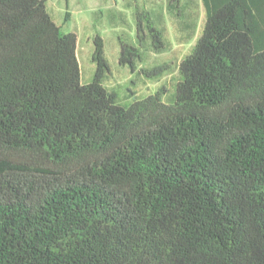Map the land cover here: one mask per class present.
I'll use <instances>...</instances> for the list:
<instances>
[{
  "label": "trees",
  "instance_id": "1",
  "mask_svg": "<svg viewBox=\"0 0 264 264\" xmlns=\"http://www.w3.org/2000/svg\"><path fill=\"white\" fill-rule=\"evenodd\" d=\"M201 5L172 100L122 105L99 34L82 83L46 0H0V264H264V0ZM144 13L136 39L161 52Z\"/></svg>",
  "mask_w": 264,
  "mask_h": 264
},
{
  "label": "rangeland",
  "instance_id": "2",
  "mask_svg": "<svg viewBox=\"0 0 264 264\" xmlns=\"http://www.w3.org/2000/svg\"><path fill=\"white\" fill-rule=\"evenodd\" d=\"M46 8L63 32L76 33L82 83L89 82L95 70L91 60L92 39L96 34L104 39L110 72L103 84L116 94V101L122 105L163 89V100H172L179 77L177 64L190 51L204 20L201 0H180L176 8L179 13L167 9L166 0H46ZM136 9L144 11L145 15L148 12L146 18L162 32L166 47L163 51L149 50L148 39L137 41ZM184 22H187V28L181 27ZM121 43L138 48L141 61L134 71L118 61ZM161 63L168 66L159 76L149 77L139 72V65L150 68Z\"/></svg>",
  "mask_w": 264,
  "mask_h": 264
},
{
  "label": "crops",
  "instance_id": "3",
  "mask_svg": "<svg viewBox=\"0 0 264 264\" xmlns=\"http://www.w3.org/2000/svg\"><path fill=\"white\" fill-rule=\"evenodd\" d=\"M181 27L187 28V27H188V24H187V22H184L183 26L181 25ZM138 67H139V68H141V66H140V65H139Z\"/></svg>",
  "mask_w": 264,
  "mask_h": 264
}]
</instances>
